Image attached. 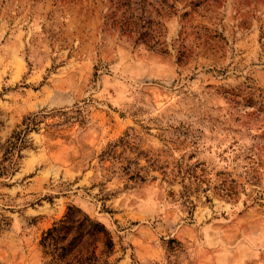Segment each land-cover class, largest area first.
Returning <instances> with one entry per match:
<instances>
[{"label": "rangeland", "instance_id": "obj_1", "mask_svg": "<svg viewBox=\"0 0 264 264\" xmlns=\"http://www.w3.org/2000/svg\"><path fill=\"white\" fill-rule=\"evenodd\" d=\"M68 205L109 264H264V0H0V264Z\"/></svg>", "mask_w": 264, "mask_h": 264}, {"label": "trees", "instance_id": "obj_2", "mask_svg": "<svg viewBox=\"0 0 264 264\" xmlns=\"http://www.w3.org/2000/svg\"><path fill=\"white\" fill-rule=\"evenodd\" d=\"M82 237L83 247L79 249L77 244ZM39 246L47 257L44 264H109L112 240L103 223L68 205L62 216L42 233Z\"/></svg>", "mask_w": 264, "mask_h": 264}]
</instances>
